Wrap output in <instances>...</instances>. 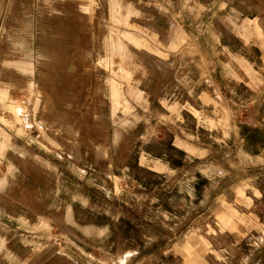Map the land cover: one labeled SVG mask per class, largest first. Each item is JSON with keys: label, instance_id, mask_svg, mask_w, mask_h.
<instances>
[{"label": "rangeland", "instance_id": "rangeland-1", "mask_svg": "<svg viewBox=\"0 0 264 264\" xmlns=\"http://www.w3.org/2000/svg\"><path fill=\"white\" fill-rule=\"evenodd\" d=\"M0 264H264V0H0Z\"/></svg>", "mask_w": 264, "mask_h": 264}]
</instances>
